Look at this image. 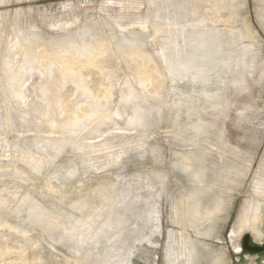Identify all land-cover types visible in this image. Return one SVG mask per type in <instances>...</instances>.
I'll return each instance as SVG.
<instances>
[{
	"label": "rangeland",
	"instance_id": "rangeland-1",
	"mask_svg": "<svg viewBox=\"0 0 264 264\" xmlns=\"http://www.w3.org/2000/svg\"><path fill=\"white\" fill-rule=\"evenodd\" d=\"M136 48L162 97L140 84ZM44 77L69 109L95 112L20 120L16 97L40 105ZM127 92L140 125L119 117ZM261 179L264 0H0V264H264V226L234 233L264 201Z\"/></svg>",
	"mask_w": 264,
	"mask_h": 264
},
{
	"label": "bare ground",
	"instance_id": "bare-ground-1",
	"mask_svg": "<svg viewBox=\"0 0 264 264\" xmlns=\"http://www.w3.org/2000/svg\"><path fill=\"white\" fill-rule=\"evenodd\" d=\"M129 3H130V6L131 5H138V2H129ZM192 15H195V11L191 14V17H192ZM199 15H200V13H199ZM200 17H201L200 18L201 20H204L202 18L207 17V15L204 16L201 14ZM174 20H176V19H174ZM215 21H216V17L210 20V22H212V23H215ZM193 22H194V19H193ZM227 22H228V20H227ZM196 23L198 24V22H196ZM229 27L230 26H228V28ZM231 29H232V27H231ZM227 31H228V29H227ZM233 31H234L233 32V35H234L233 39H235L236 44L241 49V53L239 55L240 59L238 60L237 66L248 67V64H249L248 51L245 49L246 46H244L242 48L243 45H246V42L243 41V37L240 35V33L236 29H233ZM166 37L167 36H164V40L167 39ZM163 41L160 44V47L164 44ZM209 44H210V41L206 42V40L203 39V42H200L195 50H197V49L199 50L202 48H203V50L207 49L209 47ZM104 49H105V46L102 43L93 47V51L99 53V55L96 54L98 56H100V54L102 53V51H104ZM126 55L138 67V78L140 79V84H143L145 86L146 85L153 86L152 88H154V91L159 96L162 97V95H163L162 94L163 93V81H164L162 74H161L162 72L154 70L153 68L151 69V66L153 65L152 64L153 59H152L151 55L147 51H144L140 48L132 49L129 52H127ZM97 60H98L97 57H92L91 59H89V62H87L85 69H89L90 67H93L97 63ZM69 63H74V60L72 57H70ZM168 69H170L169 66H168ZM242 76L243 77H242V79L239 80L236 89L243 90L244 87L246 86L245 72H242ZM29 80H31V79H28V81ZM18 82L19 81H17V82L15 81L13 86H11L12 88L14 87L13 93H14L16 87L19 85ZM53 83H54L53 79H47L46 77H44L43 79H41V83L38 84L40 91H43L47 87H50L49 91L43 93L44 95H43V97H41V102H40L41 104L40 105H39V103H34V102L31 104L30 98L27 96V94H24V95H26L25 99H23V96H19V97L15 96L17 98L18 102L20 99V103L23 100V103L25 102L28 104V106H27L28 109H26V111L20 117V120L24 119L23 121L28 123L30 120V118H28L29 120L27 119L28 116L33 117L36 115V113H42L43 112L46 115L48 113V116L50 118V122H53L54 125L56 124V125L61 126V127H66V126L72 125V120L75 118L74 117L75 114L78 115L79 113H82V112H89V115H91L92 113L95 112L93 101L87 103V105L89 107L88 109H83L82 106H79V107L73 109L75 111H72V109H69L65 105V100L62 99V96L60 95V91H61L60 86H57V85L53 86ZM98 92H101L102 94H108L107 86L104 83H101V90ZM122 101H123L122 106H120V108L118 109V112L120 114L119 117L125 116L126 117V119H125L126 124H128L129 126L140 125L142 122V116L144 115V112H147L145 107L139 103L137 98H135L134 96H131L129 94V92H127V94L124 95ZM32 106H34V107H32ZM29 107H32V108L29 109ZM57 114H59V116L60 115L61 116L66 115L67 120H65L63 122L60 121L59 118H55ZM33 118H35V117H33ZM28 124H30V122ZM39 129H41V128L38 126V127H36L35 130H39ZM49 142L44 141V143H45L44 148H47V149H50L51 151L56 152V150L58 148L57 144L60 141H56L53 143H49ZM255 191L257 194H260V195L264 194V179H261V181L256 182ZM258 202H259V205L252 206L249 210H247V209L245 210V213L240 218L238 225H237V229L234 232V233H236V236H239V234L241 235L243 233L245 227L249 224H253L255 226H258L259 228L264 226V201L260 202V200L258 199Z\"/></svg>",
	"mask_w": 264,
	"mask_h": 264
}]
</instances>
